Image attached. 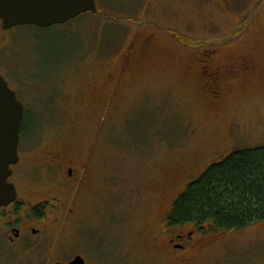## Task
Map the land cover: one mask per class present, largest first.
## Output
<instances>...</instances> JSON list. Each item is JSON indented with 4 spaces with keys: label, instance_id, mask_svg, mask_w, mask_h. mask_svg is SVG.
Segmentation results:
<instances>
[{
    "label": "rangeland",
    "instance_id": "obj_1",
    "mask_svg": "<svg viewBox=\"0 0 264 264\" xmlns=\"http://www.w3.org/2000/svg\"><path fill=\"white\" fill-rule=\"evenodd\" d=\"M96 3L98 14L48 28L0 20V74L28 115L10 179L22 205L8 210L22 236L1 222L0 264H170L162 224L176 198L232 153L264 147V68L219 99L199 70L206 51L264 59V0ZM151 35L133 71L110 80ZM59 148L85 171L81 184L43 167ZM42 203L39 221L29 208ZM207 232L218 237L200 264H264V223Z\"/></svg>",
    "mask_w": 264,
    "mask_h": 264
},
{
    "label": "flooded vegetation",
    "instance_id": "obj_2",
    "mask_svg": "<svg viewBox=\"0 0 264 264\" xmlns=\"http://www.w3.org/2000/svg\"><path fill=\"white\" fill-rule=\"evenodd\" d=\"M99 13V9L97 14ZM153 36H147L145 40L139 42L136 40L126 49L123 54L121 65L117 71H109L107 76L110 80H120L125 74L133 71L134 66L140 60L137 57L138 50L145 51L149 49ZM264 68V59L261 58L259 52L252 48L249 52H242L237 57H233L230 54H224L219 57L216 52H204L201 54L199 60V70L201 78L205 80L206 86L211 90L214 98L219 99L220 93L225 85H234L236 87H243L246 85V80L262 70ZM26 113V112H25ZM22 132L19 146L20 161L17 165L21 164L22 158L20 156ZM77 159L74 158L68 150L58 149L57 151L50 152L47 155L43 167L49 169V176L54 179H61L60 183L63 185H71L74 182L81 184L85 175H80V171L77 169ZM88 162L83 165V168H87ZM14 171V170H13ZM18 192L17 200L8 207L2 208L0 212V224L3 220L4 225L15 235V238L22 236L21 229L15 227V222L11 221L9 215V209L22 205L19 201V190L15 184ZM174 203V202H173ZM45 203L38 206H32L29 211L35 216L36 220L42 221L45 218L43 213L42 217L35 215V209L39 206L45 207ZM56 208L53 210H62L65 205L56 204ZM173 206V204H172ZM171 206V209H172ZM171 209L167 212L166 217H163V234L166 236L165 245L167 246V252L170 256V264H200L206 248L213 245V239L218 237V234H210L207 231V227H197L194 224H183L179 226H172L167 222ZM52 210V211H53ZM26 226L29 230L28 224H22V227ZM33 234L37 233L36 229H31ZM73 260V259H72ZM70 260V261H72ZM68 262H52L44 261L41 264H59ZM86 261V260H85ZM86 264V263H85Z\"/></svg>",
    "mask_w": 264,
    "mask_h": 264
},
{
    "label": "trees",
    "instance_id": "obj_3",
    "mask_svg": "<svg viewBox=\"0 0 264 264\" xmlns=\"http://www.w3.org/2000/svg\"><path fill=\"white\" fill-rule=\"evenodd\" d=\"M27 113L22 121L26 133ZM44 207L35 215L42 217ZM167 222L194 224L218 232L264 223V147L232 153L190 182L173 203Z\"/></svg>",
    "mask_w": 264,
    "mask_h": 264
},
{
    "label": "water",
    "instance_id": "obj_4",
    "mask_svg": "<svg viewBox=\"0 0 264 264\" xmlns=\"http://www.w3.org/2000/svg\"><path fill=\"white\" fill-rule=\"evenodd\" d=\"M96 0H0L2 28L10 30L18 26L48 28L66 24L87 13H97ZM25 106L0 74V212L18 198L17 188L10 179L13 166L20 161L19 146ZM82 256L69 263L85 264Z\"/></svg>",
    "mask_w": 264,
    "mask_h": 264
}]
</instances>
